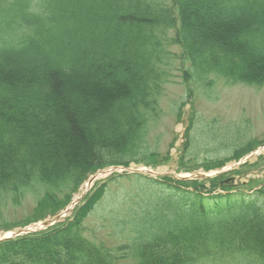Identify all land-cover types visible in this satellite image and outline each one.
I'll return each mask as SVG.
<instances>
[{"label": "trees", "instance_id": "obj_1", "mask_svg": "<svg viewBox=\"0 0 264 264\" xmlns=\"http://www.w3.org/2000/svg\"><path fill=\"white\" fill-rule=\"evenodd\" d=\"M175 56L187 95L182 115L198 85L209 90L223 79L264 87V0H0V207L33 193L35 212L25 222H37L64 210L99 170L168 163L170 152L149 143L148 125ZM183 147L186 156L187 133ZM185 156L178 170L193 171ZM263 159L202 181L113 174L64 222L0 243V264H202L247 256L264 263V179L251 181L261 186L251 195L257 185L232 178ZM224 162L202 166L211 171ZM119 179L131 186L114 195ZM106 200L111 217L97 226L117 234L114 247L86 234Z\"/></svg>", "mask_w": 264, "mask_h": 264}, {"label": "rangeland", "instance_id": "obj_2", "mask_svg": "<svg viewBox=\"0 0 264 264\" xmlns=\"http://www.w3.org/2000/svg\"><path fill=\"white\" fill-rule=\"evenodd\" d=\"M170 50L177 54L178 57L182 55L178 47H170ZM174 59L169 66L171 78L164 85V95L160 100L159 114L148 125L149 143L153 145L157 153L164 155L170 152L169 155L171 157L168 163L152 167L155 173L161 176L167 174L173 178L175 173L185 175L184 171L180 172L178 170V162L185 156L183 144L185 143L186 133L189 139V148L185 156V163L191 166L190 168H194L193 172H191L193 174H208L202 165L216 159H225L224 163H226V167H229L240 160L232 158L235 150L253 142L264 141V87L229 84L223 79H217L214 86L209 88V90H204L198 85V88L193 91L192 98L188 100L191 104L186 106V110L183 109L184 113L182 115L180 114V104L185 99L187 100V95L181 73L176 70L180 67V60L176 56ZM187 120H190L188 126L191 125V130L188 132L187 123L189 121ZM259 152V156L252 158V164L257 162L260 157H264V148L260 149ZM131 167L137 169L142 166L132 164ZM233 171L236 170L232 168L230 172ZM232 178L235 185L252 184L251 181L261 182L264 179V159L255 170L246 174L235 175ZM126 182H128L126 179L116 181L117 184L112 187L115 191L119 190L120 192H115L114 195L122 193L124 185L127 187L131 186L130 184H125ZM256 185L257 182L252 184L253 187H256ZM84 186H86V183L74 195V198L80 197V194L84 193V190H82ZM257 186L253 192L261 187L260 185ZM111 195L113 194L108 196ZM115 202L117 201L115 200ZM35 203L34 194L30 192L29 196L27 195L19 204H14L11 198H8L5 204L0 207V220L3 221L0 225L20 223L17 226H7L9 229L13 228L14 231L33 223L37 224L39 228L38 223L31 222L28 224L26 220L35 212ZM107 203L108 201L106 200L105 203L98 206L90 219L86 234L90 238L91 236H96L94 239L97 241H104L107 245L114 247L119 244V241L114 238L117 237V234L115 233L114 237H108L112 230L109 227L102 228V226H97V223L99 224L103 217H111L113 205ZM66 218L63 219V222ZM107 223L111 224L110 220ZM33 228L37 227L33 226ZM6 230L0 227V234L6 232ZM92 230H95V232ZM127 233L130 234V232ZM202 264L264 263L257 261L254 257L247 256L209 260Z\"/></svg>", "mask_w": 264, "mask_h": 264}, {"label": "water", "instance_id": "obj_3", "mask_svg": "<svg viewBox=\"0 0 264 264\" xmlns=\"http://www.w3.org/2000/svg\"><path fill=\"white\" fill-rule=\"evenodd\" d=\"M253 156H255V155L251 154L250 156L244 158L240 163L234 165V167H238L239 165L249 161ZM125 171L134 172V170H132V169L120 168V167H113V168H110V169H107V170H104V171H100L96 175H94L93 177L90 178V180L87 183V190H89L91 188L93 183L98 178L110 175L111 173H114V172H125ZM137 172H139V171H137ZM143 172L149 173V174H153V172L150 171V170H143ZM178 177L181 180H186V179H189V178H196V177H203L204 178V177H210V176H207V175H193V176H189V177H187V176H185V177L178 176ZM80 200H81V198L75 199L73 201V203L61 215L57 216L56 218L49 219V220L41 223V227H48V226H51V225L55 224L56 222L60 221L61 218H63L65 215H67L80 202ZM31 232H33V229L27 228V229H24V230H22L20 232L13 233L10 236L0 237V242L4 241V240L11 239V238H15V237H18V236H21V235H25V234H28V233H31Z\"/></svg>", "mask_w": 264, "mask_h": 264}]
</instances>
